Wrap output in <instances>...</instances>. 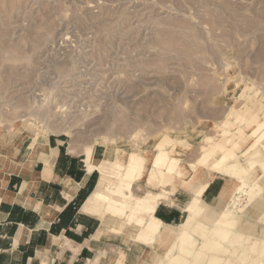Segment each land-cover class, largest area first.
Instances as JSON below:
<instances>
[{"label": "rangeland", "instance_id": "1", "mask_svg": "<svg viewBox=\"0 0 264 264\" xmlns=\"http://www.w3.org/2000/svg\"><path fill=\"white\" fill-rule=\"evenodd\" d=\"M248 110L258 119L243 120ZM221 126H264V0H0L1 172L31 163L50 141L72 158L71 171L88 169L92 156L114 180L110 164L137 151L150 167L156 143L167 137L186 169L185 180L164 186L170 199L159 204L164 222L176 226L188 215L192 163L207 136L221 137ZM223 185L216 179L204 200L215 204ZM162 187L143 178L135 193ZM258 189L241 193V205L263 197ZM84 199L69 220L74 227L76 215L92 217L82 234L89 249L77 264H110L121 254L126 264H144V246L110 234L98 215L83 210ZM63 239L53 238L33 264H72V252L57 254ZM172 245L162 240L158 251ZM234 245L221 252V243L213 244L205 260L221 264Z\"/></svg>", "mask_w": 264, "mask_h": 264}, {"label": "bare ground", "instance_id": "2", "mask_svg": "<svg viewBox=\"0 0 264 264\" xmlns=\"http://www.w3.org/2000/svg\"><path fill=\"white\" fill-rule=\"evenodd\" d=\"M251 113L250 110L246 111L243 120L258 119L255 115L253 118ZM221 127V135H218L221 137L213 139L207 136L201 145L198 161L192 163L194 183L190 188L192 198L186 209L188 218L185 222L176 226L165 224L155 215L157 206L163 200L170 199L172 190L164 186L181 181L186 170L182 171L180 158L174 155L175 148L167 137L162 136V140L155 145L150 167L145 156L137 151L130 152L125 163L117 159L110 164L109 174L114 180L107 179L106 166H99L90 154L89 172L100 169L102 177L100 174L101 179L85 210L98 215L109 227L110 234L121 236L127 244L134 243L139 248L144 246L141 255H148L144 264H216L215 259L206 261L205 256L207 249L217 242L221 243V252L227 251V243L235 244L221 264H264V211L255 216L257 219L252 214V210L263 208L264 193L257 202H253L250 196L244 205L238 198L241 193H248L249 189L259 187L257 194L264 190V126ZM250 128L254 130L248 132ZM143 178H146L148 186L160 184L164 189L158 193L149 190L137 195L135 184ZM218 178L224 180L221 197L215 199V204H209L204 200V195ZM100 200L104 204L99 208L97 204ZM248 214L250 219L246 217ZM196 225L201 230L200 238L194 235ZM162 240L174 243L163 253L158 251ZM119 257L110 264H126L123 254Z\"/></svg>", "mask_w": 264, "mask_h": 264}, {"label": "crops", "instance_id": "3", "mask_svg": "<svg viewBox=\"0 0 264 264\" xmlns=\"http://www.w3.org/2000/svg\"><path fill=\"white\" fill-rule=\"evenodd\" d=\"M71 162L72 158L59 144L49 141L45 150L35 152L31 163L15 162L16 166L5 172L0 169V264H33L39 258L38 253L54 243L53 238H64L57 254L64 257L72 252L69 256L72 264H77L89 249L83 244L87 237L82 239V234L92 217L76 215L74 227L69 220L73 204L79 198H85L83 210L86 211L85 205L93 194L89 195V185L97 170L89 172V168H80L77 173L70 170ZM161 209L158 205L155 215L164 222L166 216ZM69 230H74V235ZM87 261L93 262L90 258Z\"/></svg>", "mask_w": 264, "mask_h": 264}]
</instances>
